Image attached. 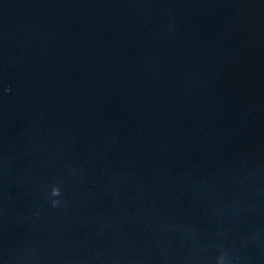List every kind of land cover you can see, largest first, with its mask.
Wrapping results in <instances>:
<instances>
[{
	"label": "water",
	"instance_id": "obj_1",
	"mask_svg": "<svg viewBox=\"0 0 264 264\" xmlns=\"http://www.w3.org/2000/svg\"><path fill=\"white\" fill-rule=\"evenodd\" d=\"M221 254L264 264V0H0V264Z\"/></svg>",
	"mask_w": 264,
	"mask_h": 264
},
{
	"label": "clouds",
	"instance_id": "obj_2",
	"mask_svg": "<svg viewBox=\"0 0 264 264\" xmlns=\"http://www.w3.org/2000/svg\"><path fill=\"white\" fill-rule=\"evenodd\" d=\"M11 89H7V91H10ZM61 195V190L58 186H53L51 188V196L53 197H59ZM52 205L55 207L57 206L60 201L59 200H56V199H53L51 201ZM217 264H225V254H221V256L218 258L217 260Z\"/></svg>",
	"mask_w": 264,
	"mask_h": 264
}]
</instances>
